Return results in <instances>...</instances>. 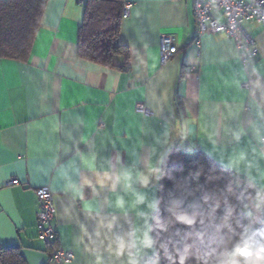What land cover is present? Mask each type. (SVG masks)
I'll return each instance as SVG.
<instances>
[{
	"label": "crops",
	"instance_id": "obj_1",
	"mask_svg": "<svg viewBox=\"0 0 264 264\" xmlns=\"http://www.w3.org/2000/svg\"><path fill=\"white\" fill-rule=\"evenodd\" d=\"M125 1V68L80 57L85 0H48L28 59L0 57V245H18L27 264H60L39 236L44 185L56 245L73 252L62 264H147L172 145L232 168L252 189L251 224L264 216V23L243 22L254 39L244 49L223 31L197 44L195 0ZM165 34L178 49L162 62ZM13 177L20 182L8 185ZM258 253L234 250L216 264H264Z\"/></svg>",
	"mask_w": 264,
	"mask_h": 264
},
{
	"label": "trees",
	"instance_id": "obj_2",
	"mask_svg": "<svg viewBox=\"0 0 264 264\" xmlns=\"http://www.w3.org/2000/svg\"><path fill=\"white\" fill-rule=\"evenodd\" d=\"M47 1L0 0V57L28 59ZM124 1L85 0L80 57L127 66L129 47L120 41ZM118 55L125 62H117ZM251 196L252 189L237 181L232 168L202 150L190 156L178 145L170 146L159 166L151 221L155 251L147 264H216L236 251L235 244L252 226ZM46 244L49 255L58 247L56 237ZM0 264L27 261L18 245H0Z\"/></svg>",
	"mask_w": 264,
	"mask_h": 264
},
{
	"label": "built area",
	"instance_id": "obj_3",
	"mask_svg": "<svg viewBox=\"0 0 264 264\" xmlns=\"http://www.w3.org/2000/svg\"><path fill=\"white\" fill-rule=\"evenodd\" d=\"M220 7L223 11L224 21L220 22L215 15L214 7ZM196 20H197V36L196 42L202 34L210 32H226L232 36L239 48H246L254 42L244 29L243 22L248 19H256L264 23V0H195L194 2ZM131 3L124 1L123 15L130 14ZM178 47L174 43V38L170 34L162 37L161 43V60L168 61ZM245 86L249 83L245 82ZM137 110L143 113H150L149 108L144 102L137 104ZM20 180L13 177L8 181V185L17 184ZM38 198V229L39 236L45 243H51L56 237V230L52 221L56 214V207L53 192L48 185L38 187L36 189ZM264 248V216L237 241L235 249L244 256H250L253 252ZM73 252L61 247H55L50 258L62 264L63 261L72 259Z\"/></svg>",
	"mask_w": 264,
	"mask_h": 264
},
{
	"label": "clouds",
	"instance_id": "obj_4",
	"mask_svg": "<svg viewBox=\"0 0 264 264\" xmlns=\"http://www.w3.org/2000/svg\"><path fill=\"white\" fill-rule=\"evenodd\" d=\"M258 258H259L261 261H264V248H262V249L259 250Z\"/></svg>",
	"mask_w": 264,
	"mask_h": 264
}]
</instances>
